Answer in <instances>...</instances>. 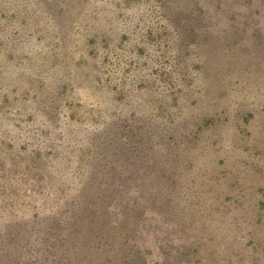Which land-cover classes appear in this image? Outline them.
<instances>
[{
  "label": "rangeland",
  "instance_id": "374dc122",
  "mask_svg": "<svg viewBox=\"0 0 264 264\" xmlns=\"http://www.w3.org/2000/svg\"><path fill=\"white\" fill-rule=\"evenodd\" d=\"M0 146L22 264H264V0H0ZM168 159L183 195L202 172L193 225L147 191Z\"/></svg>",
  "mask_w": 264,
  "mask_h": 264
},
{
  "label": "trees",
  "instance_id": "16d2710c",
  "mask_svg": "<svg viewBox=\"0 0 264 264\" xmlns=\"http://www.w3.org/2000/svg\"><path fill=\"white\" fill-rule=\"evenodd\" d=\"M167 21H169V20H167ZM167 28H168V30L170 29V33L173 34L174 28L172 29V27L168 24H167ZM164 34H165V36H167V31ZM137 55H139L141 58L145 57L144 49H141V51L139 50ZM174 65H176V62L169 65L170 69H168V67H162V68H160V71H159L160 75L162 76L163 81H167L168 83L170 82V83H172V85H174L176 82ZM190 71H191V69H190ZM187 72H188V70H187ZM124 127L126 128V125ZM125 136H126L125 137L126 138V141H125L126 154H127V152H130L131 149H135L138 152L145 149L144 144L146 141L145 138L147 137V130H145L144 127H139V128L138 127H132L125 132ZM39 139H43V138L39 137ZM1 147L2 146H0V148ZM10 149H13V147L10 146L8 150H10ZM3 152L4 151H0V155ZM130 153L132 154L133 152H130ZM167 154H168V152H167ZM215 165H216V163H215ZM164 167H166L165 171H167V172L163 173V170H162V174L159 177L161 180H158V179L154 180L153 179L154 180L153 183L155 184V186L152 188L148 187L147 191H153V193L155 195L154 197L157 201L158 206L167 207V204L169 206H172L170 210H173V211H170V213H169V214L174 215V220L172 222L179 223L182 226L193 225V222H192V220L189 219V216H192L193 214L201 213L207 204V200L202 202V200L197 199L200 197L199 196L200 193L204 191L203 186L197 184V183H199V180L201 179L202 172L196 171L194 169V166L192 163V164H190V167H191L190 169L192 172L189 175L188 181L182 182L185 185L186 191H187L188 187H190V189H192L191 190L192 195H191V193H190V195L194 198H191L190 195H183L182 194V192H184V191L181 190V185H177L178 179L173 175V172L170 173L171 170L172 171L174 170V167H178V164H175V161L173 159H171V160L168 159V163H166L164 165ZM5 172H8V171H4V173ZM185 200L190 201L187 204V206L185 205V207H183L179 210L173 209L174 208L173 204H175V203L179 204L181 201L185 202ZM188 205H193V206L197 207L199 210L198 211H191L188 209ZM257 205H258V203H257ZM257 205L253 204L250 209L253 212H255L256 210H258V209H256ZM71 212H72V210H71ZM188 213H190V214L188 215V217H186L185 215ZM20 218L21 217H17L16 215H13L12 218L9 219L8 224L5 225V227H4L3 232H5V233H4V236L0 239V245H1L0 246V264L5 262V260L7 259V256L13 258L12 262L7 263V264H20L21 263L18 260L16 242L12 238V234H11V230H10V227H12L11 225H16L17 223H19ZM49 228L50 227H48L47 230L44 232L48 233L49 230H51V234L49 233L50 236L55 237L57 227L54 226L52 229H49ZM258 239L260 240L259 237H258ZM251 243L253 245L251 247H248V245L243 243V247L240 250L238 248L239 244H237L236 250H235V254H236L235 258L232 259L231 256L226 257L228 259V261L234 260L235 264H243V263H245L246 260H247L248 264H250L248 261H252V260L255 261L258 258L256 254L258 253L260 246L255 244L254 242H251ZM50 249L53 250L54 246L51 245ZM125 249H128V248L126 247ZM214 253H215V251H214ZM214 253L209 252L207 258L204 259L203 261L200 260V259H202L201 256H199L200 259L197 258L196 261H195V258H193L194 259L193 264H216L218 262V259H221L223 256L220 255L218 257V253L217 254H214ZM49 254L54 256V255H57L58 253L55 251H51ZM59 258H60V256L58 257V261H57L58 264H64V263H61ZM39 259H41V258H39ZM48 260L49 259H47V261ZM47 261H46V263H47ZM36 263L37 264H46L45 260L44 261L40 260ZM24 264H26V263H24ZM30 264H35V263L31 262Z\"/></svg>",
  "mask_w": 264,
  "mask_h": 264
}]
</instances>
